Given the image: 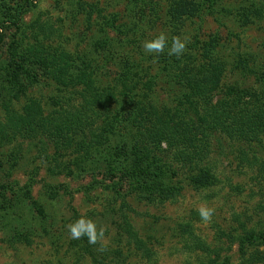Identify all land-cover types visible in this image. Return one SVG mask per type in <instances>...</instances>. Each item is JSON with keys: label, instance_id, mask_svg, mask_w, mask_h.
Listing matches in <instances>:
<instances>
[{"label": "rangeland", "instance_id": "rangeland-1", "mask_svg": "<svg viewBox=\"0 0 264 264\" xmlns=\"http://www.w3.org/2000/svg\"><path fill=\"white\" fill-rule=\"evenodd\" d=\"M16 12H21L18 26L8 22L0 30L5 36L0 45V124L14 127L17 120L27 118L29 107L41 119L37 138L28 133L30 123L22 126L24 133L16 129L0 142V264H93L89 251L102 250L120 251L121 257H109L125 258L128 264H209L211 260L221 264L224 257L232 264H264V245L250 248L244 262L239 245L228 237L241 234L243 225L264 231V143L251 145L243 158L238 144L224 140L220 145L214 140L206 162L218 184L199 189L189 178L197 171L174 164L180 170L160 179L164 188L175 189L173 197L153 195L147 200L131 191L124 176V155L132 144L138 145L137 138L127 135V124L100 141L105 121L86 113L83 123L88 127L81 141L85 136L90 144L100 141L99 147L88 153L73 146L57 155L54 142L45 149L47 139L44 143L38 139L42 123L49 126L69 113L73 117L72 109L83 104L81 97L73 94L72 100L59 105L57 99L63 102L70 96L59 94L58 76L42 73L24 80L22 92L7 89L13 72L10 46L16 42L19 55L30 59L40 51L57 58L70 55L74 66L82 56L92 59L101 86L111 85L122 63L133 60L143 82L154 76L153 98L173 109L181 97L178 86L160 73L155 54L142 49L144 41L161 33L170 46L173 37L187 38L185 53L197 59L204 45L218 37L217 51L226 63L223 83L259 87L264 84V0H0V21ZM111 22L114 28L108 25ZM119 99L113 110L126 113L130 99L123 93ZM11 116L15 121H10ZM89 126L97 137L89 133ZM169 153L158 154L168 161ZM202 206L213 210L207 222L199 216ZM124 216L152 256L127 245L119 229ZM81 217L93 220L98 231L104 229V237L95 245L86 238H70L66 226ZM179 225L192 228L210 246V253L200 250Z\"/></svg>", "mask_w": 264, "mask_h": 264}, {"label": "trees", "instance_id": "trees-1", "mask_svg": "<svg viewBox=\"0 0 264 264\" xmlns=\"http://www.w3.org/2000/svg\"><path fill=\"white\" fill-rule=\"evenodd\" d=\"M256 14L263 16L261 11H257ZM20 17L21 12H16L11 14V19L0 21V30L6 28L8 22L18 26ZM109 24L114 26L113 22ZM4 41L5 36L0 34V45ZM218 43V37H214L205 44L199 59L185 52L180 58L169 56L167 52L170 45L166 46L164 53L155 55L154 59L160 73L167 75L179 88L181 97L173 109H169L165 104L157 101L158 99L153 98L157 84L154 76L143 82L133 60L126 59L122 63L111 85L101 86L95 75L98 72L96 62L92 59L82 56L81 63L74 66L70 55L60 54L57 58L56 55L47 51H40L39 56L30 59L26 54L19 55L17 49L20 46H13L16 42L10 46L13 50V72L11 79L7 81V89L9 91V88L14 87L19 91L25 86L24 80L32 79L37 73L47 75L49 78L58 76L55 80L62 86L58 89L59 94L70 97L63 102L62 98H59L57 103L63 106V103L72 100L75 94L81 97L83 104L81 106L78 104V107L72 109L73 117L71 118L69 113L62 117L61 121L52 122L49 126L42 123L38 139L43 143L47 139L43 148L48 149L46 145L54 142L57 155H62L77 146L89 153L91 149L99 147L96 144L103 138L116 134L120 126L127 124V135L130 139L137 138L138 141V145L132 144L130 152L124 155V176H128L127 181L131 191L147 200H151L153 195L170 199L175 189L164 188L160 179L168 174L172 177L177 170H180L179 167L174 168V164H179L183 169L196 170L197 175H191L189 178L199 189L218 184L216 174L206 162L212 141L215 140L220 145L224 140L238 144L239 154L243 158L247 156L251 145L264 143V84L251 89L224 84L226 63L218 54ZM129 58H131L130 55ZM241 65L245 66L243 62ZM11 83L12 86H10ZM80 86H84L82 91H78ZM64 88H66L65 91ZM120 93L130 99L126 113H122L121 109L117 108L113 110V106L120 101ZM86 113L105 121V130L101 134L100 141H94V144H90L91 141L87 142L85 136L81 141L88 127L83 123ZM12 117L10 121H15ZM40 119L36 109L29 107L27 118L17 120L14 127L7 129L0 124V142L10 138L16 129L21 134L24 133L22 126L30 125V123L33 127L30 125L28 133L37 138L36 134L39 130L36 131V127ZM90 128L92 129L89 133L97 137L93 131L94 127ZM164 146H167L166 150L163 149ZM163 151H170L171 157L168 161L159 156L158 153ZM253 161L257 162L255 158ZM30 186H27L29 191ZM49 190L52 188L50 187ZM179 228L184 235L186 232L196 240V246L200 250L210 253V246L197 238L192 228L188 229L185 225H179ZM119 229L122 235L126 236L128 246H132L139 254L153 255L128 217L124 216ZM228 237L232 244L239 245V252L244 262L250 248L264 245V231L248 229L246 225L242 226L241 234L228 235ZM89 253L93 264H128L125 258H116L121 257L120 251L102 250L98 254H94L93 251ZM116 254L114 258L109 257ZM252 260L256 259L252 258ZM209 264H218V260H211ZM221 264H232V262L230 258L224 257Z\"/></svg>", "mask_w": 264, "mask_h": 264}, {"label": "clouds", "instance_id": "clouds-1", "mask_svg": "<svg viewBox=\"0 0 264 264\" xmlns=\"http://www.w3.org/2000/svg\"><path fill=\"white\" fill-rule=\"evenodd\" d=\"M187 43V38L181 39L180 37H173L167 54L180 58L186 50ZM166 46L167 37L165 34L161 33L153 40L144 41L142 49L146 54L159 55L164 53ZM212 215V209L203 206L199 208V216L202 221H209ZM66 227L71 239L79 240L81 238H86L90 245H95L98 240L104 237V229L101 228L98 231L96 223L91 219L81 217L75 222L68 224Z\"/></svg>", "mask_w": 264, "mask_h": 264}]
</instances>
